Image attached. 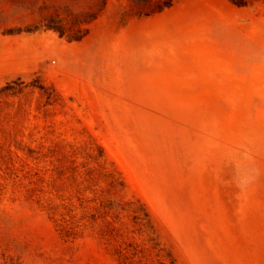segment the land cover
<instances>
[{
  "label": "rangeland",
  "instance_id": "374dc122",
  "mask_svg": "<svg viewBox=\"0 0 264 264\" xmlns=\"http://www.w3.org/2000/svg\"><path fill=\"white\" fill-rule=\"evenodd\" d=\"M0 264H264V0H0Z\"/></svg>",
  "mask_w": 264,
  "mask_h": 264
}]
</instances>
